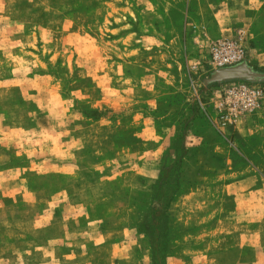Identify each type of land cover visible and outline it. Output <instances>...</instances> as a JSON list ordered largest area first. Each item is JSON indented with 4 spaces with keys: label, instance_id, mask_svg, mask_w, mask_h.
<instances>
[{
    "label": "rangeland",
    "instance_id": "rangeland-1",
    "mask_svg": "<svg viewBox=\"0 0 264 264\" xmlns=\"http://www.w3.org/2000/svg\"><path fill=\"white\" fill-rule=\"evenodd\" d=\"M5 1L6 14L24 20L27 32L36 29L38 42L16 48L18 35L0 40V135L20 142L14 133L37 134L40 142L32 153L23 146L4 153L0 144V173L48 160L43 170L53 172L38 176V184L80 187L81 216L92 229H115L95 241L121 243L113 252L89 245L92 264L115 263L113 253L122 264H195L194 252L206 254L215 240L196 238L212 225L196 219L230 216L235 206L224 186L247 174L248 144L227 132L233 125H219L218 104L226 86L264 85V29L244 45L249 62L237 67L246 71L219 80L209 45L221 39L209 36L208 22L186 25L188 0ZM14 52L37 56L13 61ZM9 177L0 182V245L12 209L21 208L1 189L18 182ZM175 191L161 238L157 218ZM8 261L0 257V264Z\"/></svg>",
    "mask_w": 264,
    "mask_h": 264
},
{
    "label": "crops",
    "instance_id": "crops-1",
    "mask_svg": "<svg viewBox=\"0 0 264 264\" xmlns=\"http://www.w3.org/2000/svg\"><path fill=\"white\" fill-rule=\"evenodd\" d=\"M188 1L193 9L187 12L186 25L189 27L191 23L202 21L206 25L208 22L212 28L209 33L212 38H243V46L248 47L256 28L264 29V19L259 17L261 13L259 6L262 7L264 2L260 5L259 0ZM6 7L7 2L0 0V40L5 36L14 39V36L18 35L19 43L15 46L16 48H20L21 45L22 48H26L38 42L37 30L31 29L27 32L28 26L25 21L8 16ZM210 19L211 22H209ZM22 34L23 37H20ZM14 53L16 54L13 61L20 60V62L25 59L26 54L37 56L31 52H26L25 55L20 52ZM247 61L249 62L248 55ZM14 66L21 65L14 64ZM230 70L234 69L230 68ZM4 81L0 82V85L4 84ZM244 116L241 120H237L232 129L226 130L227 132L231 130L239 139L244 137L243 140L248 144L243 150V156L249 163L245 171L247 174L246 177L224 186L225 192L231 196L230 200L235 206L229 214L231 217L203 218L200 215L196 219L200 227L206 221L212 222L208 231L200 228L195 235L196 238L215 240L210 242L211 247L206 254H204L205 251L194 252L195 264L200 262L204 264H264V106ZM17 129L11 128L12 131ZM14 134L18 135L21 144L18 139L8 133L0 135V144L3 145L1 146L4 148V153L6 150L15 152L22 146L26 149L24 152L37 151V147H33V144L36 146L40 142L37 134L34 136L19 132ZM54 135L64 136L58 130L54 132ZM15 140H17L16 146L13 145ZM26 146H30L29 150ZM69 155L71 156L72 153L70 152ZM2 158L0 163L3 162ZM46 163L48 160L32 161L27 166L17 169L18 174L16 170L0 173V182L8 181L11 177L6 179L5 177L11 173L19 177L18 182L14 184L2 183L1 189L12 193V198L21 207L19 210L12 209L11 218L5 222L6 235L0 245V257H9L6 264H92L94 257L87 248L89 245H102L100 249L104 251L119 249L121 243L115 240L104 243L95 241L103 235L114 234L115 229H92L89 217L81 216L85 196L80 187L69 188L59 183L53 189V187L48 188L38 184V176L53 172V169L43 170ZM56 170L55 172H58L59 168L56 167ZM208 185H202L201 188ZM210 188H215L213 183L210 184ZM198 190L201 189L198 187L195 189L197 192L194 198L201 201ZM211 202L216 204L214 199H211ZM254 208L259 209V217L244 216V211ZM224 226L226 230L221 229ZM217 241L219 242L215 244ZM111 257L113 260L116 259L113 264H122L117 254L115 256L113 253Z\"/></svg>",
    "mask_w": 264,
    "mask_h": 264
},
{
    "label": "built area",
    "instance_id": "built-area-1",
    "mask_svg": "<svg viewBox=\"0 0 264 264\" xmlns=\"http://www.w3.org/2000/svg\"><path fill=\"white\" fill-rule=\"evenodd\" d=\"M211 62L220 70H226L245 64L247 52L243 38L221 39L209 45ZM264 106V85L250 82H238L226 86L218 104L219 125L228 127L237 120Z\"/></svg>",
    "mask_w": 264,
    "mask_h": 264
},
{
    "label": "trees",
    "instance_id": "trees-1",
    "mask_svg": "<svg viewBox=\"0 0 264 264\" xmlns=\"http://www.w3.org/2000/svg\"><path fill=\"white\" fill-rule=\"evenodd\" d=\"M97 112V111H95ZM177 192H173L171 194V197H169L168 199H166L165 201V204L163 206V211L161 213V215L157 218V221L159 223V230H160V236L161 238H165L167 237L168 235V231H169V213H168V209L170 208L171 206V203L174 201V197H175V194ZM144 233V232H142Z\"/></svg>",
    "mask_w": 264,
    "mask_h": 264
},
{
    "label": "water",
    "instance_id": "water-1",
    "mask_svg": "<svg viewBox=\"0 0 264 264\" xmlns=\"http://www.w3.org/2000/svg\"><path fill=\"white\" fill-rule=\"evenodd\" d=\"M245 71H246L245 66L237 67L234 70L226 69L218 72L216 78L219 80H229L238 75L243 74Z\"/></svg>",
    "mask_w": 264,
    "mask_h": 264
}]
</instances>
